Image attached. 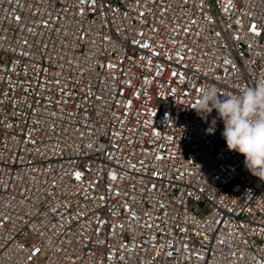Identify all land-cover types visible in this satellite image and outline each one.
Wrapping results in <instances>:
<instances>
[{
  "label": "built area",
  "instance_id": "2783aa9c",
  "mask_svg": "<svg viewBox=\"0 0 264 264\" xmlns=\"http://www.w3.org/2000/svg\"><path fill=\"white\" fill-rule=\"evenodd\" d=\"M262 79L264 0H0V264H264V180L191 108Z\"/></svg>",
  "mask_w": 264,
  "mask_h": 264
},
{
  "label": "clouds",
  "instance_id": "9594fccd",
  "mask_svg": "<svg viewBox=\"0 0 264 264\" xmlns=\"http://www.w3.org/2000/svg\"><path fill=\"white\" fill-rule=\"evenodd\" d=\"M191 108L205 120L215 110L209 132L222 120L228 149L243 155L246 169L264 180V79L233 95H222L215 86L202 88Z\"/></svg>",
  "mask_w": 264,
  "mask_h": 264
},
{
  "label": "snow or ice",
  "instance_id": "6c2138e0",
  "mask_svg": "<svg viewBox=\"0 0 264 264\" xmlns=\"http://www.w3.org/2000/svg\"><path fill=\"white\" fill-rule=\"evenodd\" d=\"M254 30V29H253Z\"/></svg>",
  "mask_w": 264,
  "mask_h": 264
}]
</instances>
